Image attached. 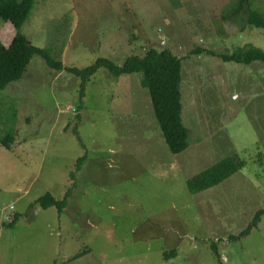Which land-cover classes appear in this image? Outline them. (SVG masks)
<instances>
[{"label":"rangeland","instance_id":"obj_1","mask_svg":"<svg viewBox=\"0 0 264 264\" xmlns=\"http://www.w3.org/2000/svg\"><path fill=\"white\" fill-rule=\"evenodd\" d=\"M248 1L264 16V0ZM248 1H33L20 32L64 66L100 57L122 65L150 46L183 57L188 148L170 152L141 73L102 68L81 101L80 78L34 56L0 92V264H264V216L230 239L264 208V63L189 54L264 49V29L246 23ZM227 158L241 163L235 174L189 191L188 181ZM67 191L62 213L35 203ZM15 214L13 227L1 225Z\"/></svg>","mask_w":264,"mask_h":264},{"label":"trees","instance_id":"obj_2","mask_svg":"<svg viewBox=\"0 0 264 264\" xmlns=\"http://www.w3.org/2000/svg\"><path fill=\"white\" fill-rule=\"evenodd\" d=\"M33 1L0 0V18L5 23L0 29V92L5 90L9 83L22 78L30 60L36 55L41 57L50 69L56 72L67 71L80 78L81 101L85 98L87 83L102 68L114 77L141 73V86L148 92L154 117L159 123L167 147L173 155H179L187 150L189 130L182 119L181 71L183 57L173 53L169 47L160 49L150 46L143 53L127 57L122 65H117L111 59L100 57L84 68L64 66L62 61L53 60L45 50L32 45L20 32L26 17L30 13ZM242 1L238 0V8L241 7ZM246 9V23L249 26L264 29V16L253 8L252 1H248ZM203 51L220 58L223 62L250 64L259 61L264 63V49L253 44H245L231 53L222 54H215L210 50H202L201 47H196L189 54L199 55ZM80 106H82V102ZM11 144V137H7L2 143L6 149H10ZM79 162L81 163V159ZM240 165L241 163L234 159H224L188 181V189L192 194H198L216 187L235 174ZM78 169H80V164H78ZM69 196H71V191H67L63 199L57 200L50 193H46L40 196L35 203L43 209L54 206L58 213H62L68 205ZM263 216L264 208L258 209L247 226L236 235L231 236L230 239L234 241L247 236L258 228ZM17 219L18 215L15 214L9 222L1 225L11 228ZM211 250L218 257L214 244L211 245ZM170 253L172 254L171 258L176 255L175 252ZM169 255L166 253L165 257L168 258Z\"/></svg>","mask_w":264,"mask_h":264},{"label":"built area","instance_id":"obj_3","mask_svg":"<svg viewBox=\"0 0 264 264\" xmlns=\"http://www.w3.org/2000/svg\"><path fill=\"white\" fill-rule=\"evenodd\" d=\"M161 31V30H160ZM167 40H166V38L165 37H162L161 39H160V45L162 46V47H164L165 45H166V42ZM234 99L236 98V97H233Z\"/></svg>","mask_w":264,"mask_h":264},{"label":"crops","instance_id":"obj_4","mask_svg":"<svg viewBox=\"0 0 264 264\" xmlns=\"http://www.w3.org/2000/svg\"><path fill=\"white\" fill-rule=\"evenodd\" d=\"M0 29H1V28H0ZM159 31H160V30H159ZM162 37H165V38H166V36H165V35H164V36H161V35H160V36H159V39H161ZM137 54H140V52H139V53H137ZM233 100H234V98H233ZM9 209H12V206H10V207H9Z\"/></svg>","mask_w":264,"mask_h":264}]
</instances>
